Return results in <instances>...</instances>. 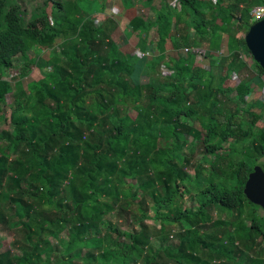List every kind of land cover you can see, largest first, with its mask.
Here are the masks:
<instances>
[{
	"label": "trees",
	"instance_id": "16d2710c",
	"mask_svg": "<svg viewBox=\"0 0 264 264\" xmlns=\"http://www.w3.org/2000/svg\"><path fill=\"white\" fill-rule=\"evenodd\" d=\"M94 1L42 0L24 26L0 0V124L13 126L0 130V224L24 234L20 255L1 252L0 264H264L261 209L243 194L264 169V100L250 97L264 69L245 42L256 19L244 17L264 0H139L155 21L124 25L157 53L140 65L114 19L97 23ZM192 47L209 50L211 68ZM47 50L50 60L37 54ZM233 73L245 77L227 84Z\"/></svg>",
	"mask_w": 264,
	"mask_h": 264
},
{
	"label": "rangeland",
	"instance_id": "374dc122",
	"mask_svg": "<svg viewBox=\"0 0 264 264\" xmlns=\"http://www.w3.org/2000/svg\"><path fill=\"white\" fill-rule=\"evenodd\" d=\"M134 2H135V0H134ZM117 4L120 5L119 0H105V7L103 6V9H104V11H107V13L109 15L111 13H114V12L117 13V14H121V12H120L121 9L118 7ZM12 5H18L20 7V20H22V24L24 26H27V24L33 18L38 16L41 13V10H42V8H41L42 0H8L7 6L9 7V6H12ZM46 11H47V14L49 16L54 18L51 6L47 7ZM139 14L140 15L141 14L145 15L146 13L139 11ZM244 17H245V20L249 19L250 22H255L252 15L244 16ZM154 19H155V16L153 14L151 16V21H155ZM126 31L124 33H123V31H118L115 34L116 39L121 40L122 36L123 37L126 36V37H129L128 38V41H129L130 38H131V33L132 32H131L130 28H127ZM121 34H122V36H121ZM228 38H229V36L227 34L224 35L223 38H222V39H224L223 41H225V42H223V45H222L223 47L222 48L224 49V46H225V50L227 49L226 40ZM135 43L136 42H134V40H131V45H135ZM127 48L128 47L124 48V50H127ZM37 54H39L40 56L42 55L43 59H51L52 58V53L50 51H47L46 54L40 53V52H37ZM245 55H246V53H245ZM133 57L136 58V59L138 57L142 58V55H138L137 52H134L133 53ZM143 57H145V56L143 55ZM198 60H199V62H196V64L200 63V64H203L205 66H208V60L206 58L203 57L202 59H198ZM40 77H41V74L39 73L38 69L36 67L33 68V71H32V74L30 75V77H28L25 80H23L25 87L26 88H27V86L29 87L30 86L29 84L33 81V79H39ZM259 79H260V77H259ZM261 79L263 80L262 85L264 86V75L261 76ZM255 96L256 97H260V99H261V97H263V100H264V87H261L259 89V91L257 93H255ZM8 101H11V99L9 98ZM7 112H8V114L10 113L9 110H7ZM0 130L11 132V131H13V126H8V125L3 123V124H0ZM229 145L230 144H227V148L229 147ZM202 151H203V149L200 148L196 152L194 163L198 159H200V157L202 156V153H201ZM225 152H226V149L221 151V153H225ZM11 157H14V154H12ZM261 163L264 164V157L261 159ZM191 171H192V169H191ZM195 206H196V202L193 201L191 198L187 197L186 208H192V207H195ZM256 213H257L258 217H260L262 220H264V212L262 210H257ZM154 214L155 213L153 211H150V213L147 215L146 223H148L149 225H153V226L157 225L156 221L154 220ZM225 214H226V212H222V211H219L217 209L212 212V215H213L214 218L224 217ZM107 218L111 219V221L113 223H115V220L113 219V215L112 214H111L110 217H107ZM118 223L122 224L121 221L118 222ZM133 228H135V227H132V222L129 223V226H126V227L125 226H121V229L131 230ZM66 234H67V232L63 233L60 236V238L58 240H56V241L51 238L50 239L51 243L60 244L62 240H65ZM171 237H169L170 238L169 241H163L160 238H158V239L154 238L152 243L155 246H159V248H164V246L166 244L167 245L176 244L175 237H172V238ZM23 242H24V234L21 231H19L18 229H11L9 227H5V226L0 224V246H1L0 253L10 250V251H12V254H15V255L19 256L20 253H21V245L23 244ZM83 251H84V253L86 252V250H80V254L83 255ZM51 264H55V262H52ZM66 264H70V263H66Z\"/></svg>",
	"mask_w": 264,
	"mask_h": 264
},
{
	"label": "crops",
	"instance_id": "0c3cea01",
	"mask_svg": "<svg viewBox=\"0 0 264 264\" xmlns=\"http://www.w3.org/2000/svg\"><path fill=\"white\" fill-rule=\"evenodd\" d=\"M138 1L139 0H135V2L132 0V3L134 4V7L135 8H131V9H127L125 6H124V4H123V2H122V0H119V2H120V5H118V7L121 9V14H117V13H111L110 15L107 13V11H104V9H103V6L105 7V0H95L93 3H92V7H91V11H90V13L93 15V17H95V19H96V21H97V23H99L100 21H102L103 19H105V18H112V19H114L118 24H119V26L121 27V28H123V33L126 31V29H127V26L126 25H124V24H126V23H128L132 18H134L135 16H137V15H140L139 14V11H141V12H145L146 14H145V16L146 17H150V20H151V16L154 14V12L153 11H151V10H149V9H146V8H143L142 6H140L139 4H138ZM154 5H156V4H154ZM159 8H160V6H159ZM108 10V9H107ZM131 14V15H130ZM149 14V15H148ZM142 16H144L143 14H141ZM154 16H155V14H154ZM155 20V19H154ZM120 31V30H119ZM127 32V31H126ZM132 32V31H131ZM147 37H148V41H149V43L151 42V43H156V41H157V35H156V30L154 29V30H152L148 35H147ZM128 38L129 37H126V36H124V37H122L121 39H122V42H121V44H122V46H121V50L124 52V53H128V54H130L131 55V57H132V59L134 60V62H136V63H138V65H140V64H146V62H148V61H150V60H152V58H146V57H143V55L146 53V51H140L139 49H137L136 47H135V45H136V43H138V39H137V37H135V35H133L132 33H131V38H130V40L128 41ZM131 40H134V42H136L135 43V45L133 46V45H131ZM136 40V41H135ZM223 42H225V41H222V45H223ZM126 47H128L127 48V50H124V48H126ZM223 46H221V48H222ZM227 47V46H226ZM192 48H194V47H192ZM192 48H190V49H192ZM228 48V47H227ZM151 49H153V51H151ZM151 49H149V51H151V53H153L154 54V48L152 47ZM222 53H227V49L225 50V46H224V49L222 48ZM48 51V50H47ZM47 51H42V52H40V53H44V54H46L47 53ZM194 51L197 53V54H199V55H201V57L203 58H206L207 60H208V66H205V65H203V64H200V63H198L197 65H201L202 67H204V68H206V69H209V68H211L210 66H209V58H207L208 56H209V54H210V52H209V50L207 49V48H204V47H199V48H194ZM51 52V51H50ZM134 52H137V54L138 55H142V58H140V57H138L137 59L136 58H134L133 57V53ZM157 52V51H156ZM169 53L170 54H172L173 52L170 50L169 51ZM219 53H221L220 51H219ZM154 55H157V53L156 54H154ZM41 58L43 59V56L41 55ZM199 59H201V58H199ZM44 60H50V59H44ZM165 60L166 61H168L169 59L168 58H166L165 57ZM197 62H199V60L197 59ZM242 76V77H241ZM243 76L245 77V74H242V75H240V76H238L236 73H233V77H232V75H230V78H229V80L227 81V84H234V85H236V84H238L240 81H242V79H243ZM246 76H248V74H246ZM30 77V76H29ZM248 77H250V75L248 76ZM262 83H263V80L260 78L259 79V76L257 77V79L256 78H254V82H253V84H252V87H253V93L250 95V97H251V100L252 101H254L255 99H258V100H262L263 101V97H261V99H260V97H256L255 96V93H257L258 91H259V89L261 88V87H264L263 85H262ZM249 99V98H248Z\"/></svg>",
	"mask_w": 264,
	"mask_h": 264
},
{
	"label": "water",
	"instance_id": "95a60500",
	"mask_svg": "<svg viewBox=\"0 0 264 264\" xmlns=\"http://www.w3.org/2000/svg\"><path fill=\"white\" fill-rule=\"evenodd\" d=\"M245 42L254 60L264 69V18L249 27ZM243 194L264 212V169L262 165H255L249 173Z\"/></svg>",
	"mask_w": 264,
	"mask_h": 264
},
{
	"label": "built area",
	"instance_id": "2783aa9c",
	"mask_svg": "<svg viewBox=\"0 0 264 264\" xmlns=\"http://www.w3.org/2000/svg\"><path fill=\"white\" fill-rule=\"evenodd\" d=\"M170 4L172 6H175L176 5V1L175 0H172L170 1ZM252 15L253 17L256 19V21H259L261 19L264 18V4H261V5H257L255 7H253L252 9ZM194 51V48L190 49V48H186V52H190V51ZM144 56L146 58H151L152 57V54L151 53H145ZM163 72L166 73V74H173L172 71H170L169 69L163 67Z\"/></svg>",
	"mask_w": 264,
	"mask_h": 264
}]
</instances>
